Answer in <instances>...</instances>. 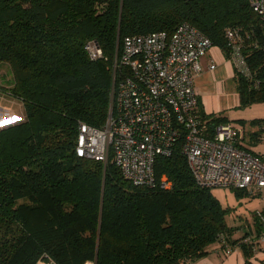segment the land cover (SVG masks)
Wrapping results in <instances>:
<instances>
[{"label": "trees", "instance_id": "16d2710c", "mask_svg": "<svg viewBox=\"0 0 264 264\" xmlns=\"http://www.w3.org/2000/svg\"><path fill=\"white\" fill-rule=\"evenodd\" d=\"M184 23L227 59V33L237 31L249 68L248 76L235 70L237 109L264 102V21L250 0H0V66L13 73L5 93L25 114L0 129V264H36L44 255L58 264H195L216 243L242 244L249 232L235 236L227 221L233 209L197 184L180 150L155 165L170 191L135 186L112 161L76 155L80 125L107 122L123 40L172 34ZM91 40L103 58H89ZM240 248L249 261L251 247Z\"/></svg>", "mask_w": 264, "mask_h": 264}, {"label": "built area", "instance_id": "2783aa9c", "mask_svg": "<svg viewBox=\"0 0 264 264\" xmlns=\"http://www.w3.org/2000/svg\"><path fill=\"white\" fill-rule=\"evenodd\" d=\"M250 5L264 21V0H250ZM227 36L231 39L229 60L239 74L248 76L241 36L234 30ZM212 46L207 36L188 23L172 34L162 31L126 37L115 61V74L118 68L121 72L118 85L114 75L107 122L102 128L80 125L76 155L105 165L112 161L135 186L170 191L172 181L166 175L158 178L155 165L158 157H170L180 150L198 185L263 197L264 154L248 148L242 127L233 122L211 124L201 108L195 81L202 71L200 60ZM85 51L91 60L103 58L94 40L85 45ZM21 121L6 111L0 114V129ZM255 140L264 141V134ZM249 229L240 242L251 247L253 258L264 252V211L255 213V226ZM242 244L226 245L224 253L231 254ZM36 264L58 263L44 255Z\"/></svg>", "mask_w": 264, "mask_h": 264}, {"label": "rangeland", "instance_id": "374dc122", "mask_svg": "<svg viewBox=\"0 0 264 264\" xmlns=\"http://www.w3.org/2000/svg\"><path fill=\"white\" fill-rule=\"evenodd\" d=\"M13 81V73L8 64L0 66V114L8 111L16 116L25 118L24 106L16 98L10 97L5 93V88H9ZM236 94L230 99L234 105L237 102ZM239 99V97H238ZM239 104V102H238ZM225 115L232 117L234 123L242 127L245 133V144L253 151L264 154V141L257 140V143H251L254 139L253 132L260 130V126L253 122L264 120V102L254 103L244 108L235 109L234 106L226 109ZM250 139V140H249ZM213 193L221 201L224 207H231L233 211L227 216L228 224L232 227H237L238 231L235 236L243 237L249 232V228L255 226V213L257 211H264V196H249L238 198L234 190L227 189H212Z\"/></svg>", "mask_w": 264, "mask_h": 264}, {"label": "crops", "instance_id": "0c3cea01", "mask_svg": "<svg viewBox=\"0 0 264 264\" xmlns=\"http://www.w3.org/2000/svg\"><path fill=\"white\" fill-rule=\"evenodd\" d=\"M200 62L202 71L196 77L195 89L199 96L201 108L206 115L227 116L225 115L226 109L233 106L237 109L240 104L234 79L235 67L233 62L227 59L222 49L217 46H212ZM211 65H215V69H211ZM234 94L237 96V102L233 105L230 99ZM227 117L233 120L232 117ZM252 132L254 133V131ZM250 142L255 143L256 141L251 139ZM209 251L207 256L197 260L195 264H264V252L251 257L248 261L242 249L238 247L227 255L221 245L216 243L210 247Z\"/></svg>", "mask_w": 264, "mask_h": 264}, {"label": "water", "instance_id": "95a60500", "mask_svg": "<svg viewBox=\"0 0 264 264\" xmlns=\"http://www.w3.org/2000/svg\"><path fill=\"white\" fill-rule=\"evenodd\" d=\"M114 85H115V79H114V81H113V87H114ZM112 104H113V95H112ZM112 110V105H111V108H110V111Z\"/></svg>", "mask_w": 264, "mask_h": 264}, {"label": "snow or ice", "instance_id": "6c2138e0", "mask_svg": "<svg viewBox=\"0 0 264 264\" xmlns=\"http://www.w3.org/2000/svg\"><path fill=\"white\" fill-rule=\"evenodd\" d=\"M18 119V118H17Z\"/></svg>", "mask_w": 264, "mask_h": 264}]
</instances>
